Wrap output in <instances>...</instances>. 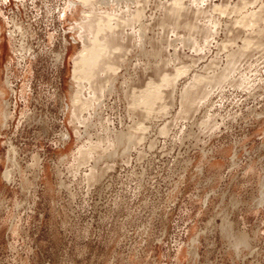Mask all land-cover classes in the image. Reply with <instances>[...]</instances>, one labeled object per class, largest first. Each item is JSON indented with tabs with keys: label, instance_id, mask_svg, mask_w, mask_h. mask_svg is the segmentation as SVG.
<instances>
[{
	"label": "rangeland",
	"instance_id": "obj_1",
	"mask_svg": "<svg viewBox=\"0 0 264 264\" xmlns=\"http://www.w3.org/2000/svg\"><path fill=\"white\" fill-rule=\"evenodd\" d=\"M33 1H0V74L16 90L7 95L11 116L0 128V264H264V50H244L250 26L235 20L264 0H181L175 14L174 0H138L142 46L127 27L115 90L100 96V119L86 132L80 126L81 135L69 108L71 56L80 46L70 21L78 16L46 20L45 3L58 0ZM11 18L35 54L24 68ZM203 25L213 30L205 43ZM190 36L201 49L187 44ZM47 47L66 52L57 68L41 52ZM231 53L239 56L229 80L182 106L183 85L194 74L211 76ZM241 75L252 85H236ZM149 79L163 83L154 110L142 114L132 105L135 114L128 113L125 89ZM101 121L136 131L140 140L112 148L87 177L94 160L79 162L72 152L102 133Z\"/></svg>",
	"mask_w": 264,
	"mask_h": 264
},
{
	"label": "bare ground",
	"instance_id": "obj_2",
	"mask_svg": "<svg viewBox=\"0 0 264 264\" xmlns=\"http://www.w3.org/2000/svg\"><path fill=\"white\" fill-rule=\"evenodd\" d=\"M3 1L6 2L7 0ZM18 1L24 2L25 0H16V3ZM180 1L181 0H174L175 4L171 7L170 13H177L176 9ZM198 1L199 0H192L195 4H198ZM31 4H34L33 0H31ZM45 5L48 7L46 10L49 16L46 20L57 17L62 23L68 17V14L74 15L76 13L78 16L74 20V23L70 21L72 25L71 29L74 30V34L76 33L80 46H78L79 48L77 50L75 49L76 51L71 56L74 86H72V93L70 94L69 108L71 109V121L75 124L73 125L75 134L81 135L80 126L83 127L82 132H86L87 127L94 126L92 122L93 119H95L96 122L100 119L97 113V108H99L102 102L100 96L115 90L114 82L115 79L118 78V55L119 51L123 49L124 41L122 40L127 37V27L132 30L130 32H132L134 38V45L142 46L141 43L146 27L145 24L142 23V17L140 16L143 8H140L138 0H58L55 5L48 3H45ZM237 8L240 9L241 7ZM194 12H199V9ZM235 20L242 23V26H250L244 32L245 37L242 38L244 50L251 46H255L254 48L259 47L264 50V1L260 3L258 9H253L251 7L247 12L243 13V16L240 15V18L238 20L236 18ZM7 22L12 23L13 29L9 31V34L14 40H16L15 32L17 30L18 34L21 35V38L19 37V41L16 43L17 46H13V48L15 53H17V59L18 57L20 59V61L17 62L18 66L24 68V58L34 59L35 54H31L30 48L24 47L27 34L22 30L24 28L21 23H15L14 18L9 19ZM214 23L215 21H210L211 25ZM193 28L194 25L192 24L190 29ZM200 28V32L202 33L200 36L205 43L212 35L213 30L207 25H203ZM58 31H60L59 28H55L52 32H48L50 45L56 43L55 40L57 37H55V35L59 33ZM61 39L64 44H67L68 41L64 35ZM72 39L76 40L73 36ZM58 42L60 43V41ZM186 42L192 45L196 51L201 49L200 42L197 40L196 36H192L191 40L187 39ZM49 47H47V49L43 48L41 52H44L48 56L50 54V56H52V62L55 68H57L59 62H63L66 54L65 50L68 46H65V50L62 48L56 51V53ZM238 56L239 54L234 55L231 53L221 67L213 68L211 76L203 80H200V75L194 74L190 81L183 85V91L180 94L182 100L185 102H182L181 105L183 106V104L187 103L189 100L194 102L196 96L194 98L193 95H196L198 90H200L199 94H202L200 96L203 98L208 94L210 85L213 84L220 87L224 81L229 80L231 73L236 69L235 64ZM124 60L125 59L122 58L121 62ZM23 70L26 72V69ZM152 70L154 72L156 71L158 75L162 74L160 69L152 67ZM161 80L162 82H168L170 78H168L166 73H163ZM10 82L8 78L2 79L0 74V128L5 126L7 119L11 116L7 95L9 93L12 96L16 95V90L11 86ZM162 82L158 83L153 81V79H149L142 88H133L132 92L125 89V95L128 97V102L131 107L128 113L135 114L133 111L135 109L137 112L140 110L142 114H149V111L154 110L156 100L162 96ZM233 82L236 85L244 87L252 85L250 84V80L243 75H241L239 79H234ZM27 89V85H22L20 93L27 95ZM190 104L191 103L188 105L187 103V106L191 107L192 105ZM212 115L213 114H209L207 119L210 120ZM76 124H78L79 127L76 126ZM213 124H216V122H213ZM100 127L103 130L102 133L93 140L89 138L87 146L84 144L80 145L75 152H72V154L76 153V157L73 155L75 157L74 160L80 159L79 162L81 160H83V162H87L89 159L94 160V164L89 165V172L86 174L87 177H94L96 173H98L96 163L108 156L107 153H111L116 146L124 144L126 149L129 145L134 146V144L140 140V136L135 133L136 131L127 132L123 129H115V127L110 128L108 124L103 123V121L100 122ZM60 137H62V145L65 146L69 141L68 132L63 133ZM101 147L104 148L101 149ZM62 151L63 150H61V152ZM126 153L127 152L124 154ZM63 157L64 155L61 156V158Z\"/></svg>",
	"mask_w": 264,
	"mask_h": 264
}]
</instances>
